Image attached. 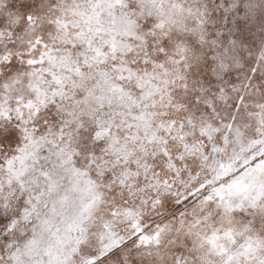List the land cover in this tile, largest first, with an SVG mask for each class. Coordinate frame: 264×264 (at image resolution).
Here are the masks:
<instances>
[{"label": "snow or ice", "instance_id": "1", "mask_svg": "<svg viewBox=\"0 0 264 264\" xmlns=\"http://www.w3.org/2000/svg\"><path fill=\"white\" fill-rule=\"evenodd\" d=\"M0 264H264V0H0Z\"/></svg>", "mask_w": 264, "mask_h": 264}]
</instances>
